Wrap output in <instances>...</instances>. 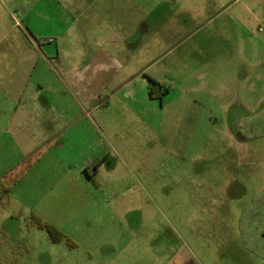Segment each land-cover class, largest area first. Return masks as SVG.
<instances>
[{"label":"rangeland","instance_id":"1","mask_svg":"<svg viewBox=\"0 0 264 264\" xmlns=\"http://www.w3.org/2000/svg\"><path fill=\"white\" fill-rule=\"evenodd\" d=\"M263 233L264 0H0V264H264Z\"/></svg>","mask_w":264,"mask_h":264},{"label":"crops","instance_id":"2","mask_svg":"<svg viewBox=\"0 0 264 264\" xmlns=\"http://www.w3.org/2000/svg\"><path fill=\"white\" fill-rule=\"evenodd\" d=\"M75 76V75H74ZM76 79V77H73V79ZM74 79V81H76ZM81 79H83V78H81ZM59 81V80H58ZM69 81H72V78L69 80ZM62 84L63 85H66V83L64 82V81H62ZM73 84V83H72ZM71 84V85H72ZM74 85V84H73ZM38 86H39V88L42 90V89H44V85L42 84V83H38ZM66 87V86H65ZM47 89L49 90L50 89V91L52 90L51 89V87L50 86H48L47 87ZM70 89V88H69ZM71 99H73L74 100V104H73V106L74 107H78L81 111H82V109L84 108V105L83 104H87V101L85 100V98L83 99V100H80L79 98H78V95L76 94V93H72L71 94ZM38 99L37 98H35V96L34 97H31V98H29L28 99V101L30 102V104H33L34 105V107L36 108V110H40L41 109V106H40V104H39V102L37 101ZM29 104V103H28ZM29 104V105H30ZM44 106H50V104H51V101H50V99L48 98V99H44V102L42 103ZM83 107V108H82ZM23 109V113L26 115V116H29V110L27 109V107H25V109H24V107L22 108ZM30 112L32 113V110H30ZM23 114V115H24Z\"/></svg>","mask_w":264,"mask_h":264},{"label":"trees","instance_id":"3","mask_svg":"<svg viewBox=\"0 0 264 264\" xmlns=\"http://www.w3.org/2000/svg\"><path fill=\"white\" fill-rule=\"evenodd\" d=\"M148 95H149V97H151V98H154V97H155V89H154L153 87L149 89V91H148ZM39 226H40L41 228L47 229V230L50 232V234L55 235L56 237H53V240H54L55 242H60V241H62L63 239H65V236H64L62 233H60L58 230H56L55 228H53V227L50 226L49 224H47V223H43V222H40Z\"/></svg>","mask_w":264,"mask_h":264},{"label":"flooded vegetation","instance_id":"4","mask_svg":"<svg viewBox=\"0 0 264 264\" xmlns=\"http://www.w3.org/2000/svg\"><path fill=\"white\" fill-rule=\"evenodd\" d=\"M263 234H264V233H263ZM263 234H262V238L264 239Z\"/></svg>","mask_w":264,"mask_h":264},{"label":"water","instance_id":"5","mask_svg":"<svg viewBox=\"0 0 264 264\" xmlns=\"http://www.w3.org/2000/svg\"><path fill=\"white\" fill-rule=\"evenodd\" d=\"M263 237H264V234H263Z\"/></svg>","mask_w":264,"mask_h":264}]
</instances>
